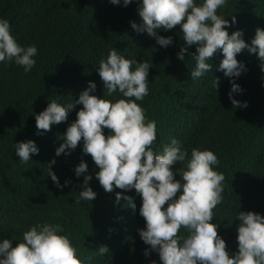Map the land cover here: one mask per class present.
I'll return each mask as SVG.
<instances>
[{"label":"trees","instance_id":"1","mask_svg":"<svg viewBox=\"0 0 264 264\" xmlns=\"http://www.w3.org/2000/svg\"><path fill=\"white\" fill-rule=\"evenodd\" d=\"M137 7V0L128 6L123 0L117 5L110 0H0V18L10 22L16 41L38 49L30 72L25 73L14 61L0 62V242L9 239L15 246L24 231L47 222L61 225V234L70 238L78 257H93L90 264H162L159 254L139 235L145 221L139 212L142 199L135 189L106 193L96 179L99 168L83 153L82 140L70 154L56 155L66 128L82 105L76 104L67 120L52 125L51 131L37 134L35 116L49 99L62 106L74 103L89 81L96 85L91 94L103 97L104 85L96 69L112 48L125 58L152 64L149 94L136 102L146 118L156 123L155 151L161 152L174 137L189 157L193 147L217 155L220 163L213 169L225 179L223 200L213 210L212 222L218 225L230 256L238 251L239 211L264 215V71L257 55L247 48L237 54L247 71L235 78L243 91L233 97L248 106L234 108L229 99L230 78L218 69L222 51L210 59L211 72L193 81L190 70L196 62L190 54L196 51L195 45L181 61L177 53L184 41L179 26L156 30L158 35L172 37L167 47L158 45L147 32L138 33L130 23H142ZM217 14L229 21L228 33L240 30L247 44L257 28L264 29V0H226ZM216 77L220 81L217 90L213 86ZM106 98L114 102L123 97L117 92ZM104 134H110L109 130L104 129ZM27 140L36 143L39 153L31 154L25 164L14 143ZM53 159L51 169L60 184L70 181L62 188L48 176ZM81 159L88 170L77 177L75 167ZM182 167L184 164L176 162L173 170ZM85 175L92 176L89 186L96 198L77 204ZM175 179L183 183L178 172ZM116 192H122L118 203ZM125 196L132 197L135 208ZM179 234L186 236L187 232L181 228ZM101 245L109 248L104 256L96 254ZM145 249L150 253L147 257Z\"/></svg>","mask_w":264,"mask_h":264},{"label":"clouds","instance_id":"2","mask_svg":"<svg viewBox=\"0 0 264 264\" xmlns=\"http://www.w3.org/2000/svg\"><path fill=\"white\" fill-rule=\"evenodd\" d=\"M133 0H123L128 6ZM117 5L121 0H110ZM137 11L142 23L130 22L138 33L147 32L155 38L158 45L167 47L172 44L171 36L158 35L157 29L165 31L179 26L184 44L177 53L178 59L185 60V53L195 45L196 51L190 56L196 65L190 70L193 81L211 72L210 59L217 51H222L223 59L218 69L230 78L229 99L234 108L247 107L233 97V93L242 92L235 82L242 72L247 71L245 64L237 59V54L248 49L256 54L264 71V29L257 28L251 44L242 39L240 30L228 33L229 21L217 14V10L226 4V0H137ZM236 22L235 16L232 23ZM38 49L35 45L21 46L11 34L10 22L0 18V62H15L23 67L25 73L36 65L34 57ZM135 66V67H133ZM152 64L125 58L117 49L112 48L106 59L99 61L96 69L104 85V95L95 92V83L89 81L79 99L67 106H62L56 99H49L47 107L36 114L37 134L51 131V126L64 122L69 110L76 104L82 105L77 118L70 123L63 134V143L56 149V155H66L75 150L83 141V153L90 155L99 171L95 173L106 193L115 189L124 192L135 189L141 196L139 209L144 218L145 227L139 229V235L151 250L159 254L162 264H264V215L254 211H239L236 217L238 226V251L229 255L225 240L218 234V225L213 223V210L222 200L225 176L213 169L220 161L211 150L193 147L181 150L180 142L171 138L162 151L157 153L154 145L157 140L155 121L146 118L144 109L136 102L142 101L148 94V75ZM219 77L213 81L216 90ZM119 92L123 98L114 102L111 97ZM62 98V97H61ZM108 129L110 134H104ZM19 160L27 163L31 154H38L39 149L33 140L14 143ZM184 164L179 168L183 183L175 179L173 165ZM49 162L48 176L58 188L61 185ZM87 163L81 162L75 167L77 177L86 173ZM91 175H85L81 185L80 201H92L96 193L89 186ZM179 196L177 197V193ZM122 192H116V202ZM135 208L132 197H123ZM167 204V207L164 206ZM184 228L186 236H181ZM64 229L59 224H36L23 232L22 240L15 246L11 240L0 242V264H90L88 256L82 260L70 238L63 235ZM109 253L106 245H101L96 254ZM145 249L144 255H149ZM151 264H156L152 261Z\"/></svg>","mask_w":264,"mask_h":264}]
</instances>
